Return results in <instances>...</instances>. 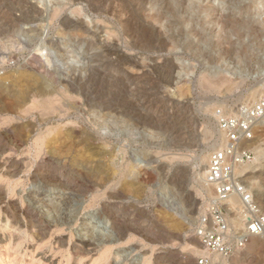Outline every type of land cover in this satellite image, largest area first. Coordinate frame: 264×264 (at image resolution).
Returning <instances> with one entry per match:
<instances>
[{
    "label": "rangeland",
    "instance_id": "374dc122",
    "mask_svg": "<svg viewBox=\"0 0 264 264\" xmlns=\"http://www.w3.org/2000/svg\"><path fill=\"white\" fill-rule=\"evenodd\" d=\"M185 1L0 0V264H213L192 253L214 197L199 166L219 114L264 95V0ZM189 1L216 14L194 36L170 17ZM252 240L225 264H264Z\"/></svg>",
    "mask_w": 264,
    "mask_h": 264
},
{
    "label": "built area",
    "instance_id": "2783aa9c",
    "mask_svg": "<svg viewBox=\"0 0 264 264\" xmlns=\"http://www.w3.org/2000/svg\"><path fill=\"white\" fill-rule=\"evenodd\" d=\"M264 119V95L252 105H242L236 112L220 113L217 135L222 141L210 156L205 182L214 190V197L195 224V234L211 255L225 259L246 248L253 238H264V213L254 196L245 187L242 167L251 164L254 153L249 144L255 139V129ZM237 198L243 216V229L231 223L228 202ZM199 264H211L202 258Z\"/></svg>",
    "mask_w": 264,
    "mask_h": 264
},
{
    "label": "bare ground",
    "instance_id": "6f19581e",
    "mask_svg": "<svg viewBox=\"0 0 264 264\" xmlns=\"http://www.w3.org/2000/svg\"><path fill=\"white\" fill-rule=\"evenodd\" d=\"M38 1H42V0H38ZM185 1V0H184ZM186 2V1H185ZM152 3V2H151ZM182 3H184V2H182ZM185 4V3H184ZM183 4V5H184ZM180 5H181V2H180ZM183 5H181L182 7V10H178L177 11V9H175L174 11H171L173 14H170V17H171V15L173 16L174 15V18H177V17H179V14L181 13V14H183V12H184V10H185V13L188 15V17H187V19H185L184 21H182L181 23L183 24V25H185L186 27V32H187V34H193V36H194V34L195 33H198V29H197V27L198 26H200V25H202V20L203 21H207V19L209 18V17H211V16H213V15H216L215 13H212L213 11H208V9H203V8H201L199 5H197V4H193L191 1H189V2H187L186 3V5H184V6H186V8L183 6ZM263 6H264V4H263ZM178 8V6H175V8ZM180 8V7H179ZM209 9H211V8H209ZM154 10V9H153ZM164 10V9H163ZM37 11V10H36ZM39 13V12H38ZM37 13V14H38ZM114 13H115V11H114ZM124 13V12H123ZM40 14V13H39ZM42 14V13H41ZM40 14V15H41ZM157 14V13H156ZM165 14V13H164ZM155 16V15H154ZM163 16V14L162 13H160V14H157L156 16H155V21H154V23L155 22H157L156 20H159L161 17ZM165 16H166V14H165ZM167 18V17H166ZM172 18V17H171ZM230 18V17H229ZM167 20H168V18H167ZM174 20V19H173ZM229 20V19H228ZM178 22V21H177ZM153 23V22H152ZM153 23V24H154ZM158 23V22H157ZM169 23V22H168ZM172 23V22H171ZM176 23V22H175ZM174 24V23H173ZM204 25H205V23H203ZM151 25V24H150ZM168 25V24H167ZM193 26V27H192ZM203 26V25H202ZM168 27V26H167ZM173 27V26H172ZM191 27V28H190ZM205 28V27H204ZM167 29V28H166ZM200 30H201V28H200ZM182 32H184V31H182ZM182 34V33H181ZM184 34H186V33H184ZM198 34H200V33H198ZM201 36V35H200ZM187 37V36H186ZM203 37V36H202ZM197 38V37H196ZM39 54V53H38ZM183 69V68H182ZM181 69V70H182ZM183 71H184V73H179V76H178V78H177V82L179 81H182L183 79H186V78H189V72H188V70L187 69H183ZM208 73L210 74H212L211 76L210 75H208V76H205L204 77V79H201L203 82V84H205L207 87H209V88H218L219 89V87H221L223 84H224V82H226V80L224 81L223 80V78L222 79H220V78H217V73L214 71H212V72H209L208 71ZM205 75H206V73H205ZM226 79V78H225ZM5 83V82H4ZM5 87L6 86H3V85H0V93H3V92H1V91H4L5 90ZM7 89H9V88H7ZM10 91H11V89H9ZM18 96H19V93H18ZM14 97H16V96H14ZM20 98V99H19ZM18 98V100H20V101H16V107H20L21 105H23L24 104V94L23 93H21V95H20V97ZM15 107V108H16ZM219 111V110H218ZM257 126H261V127H263L264 128V119H262V120H260L259 122H258V124H257ZM257 128V127H256ZM255 131H256V129H255ZM40 139V138H39ZM261 140H258L257 142H255L254 140L249 144V148L252 150V151H254V153H255V155H256V158H260V157H262L263 155H264V149H263V146L264 145H262L261 144ZM264 144V143H263ZM1 151V150H0ZM2 152V151H1ZM204 157V156H203ZM205 158V157H204ZM201 159V158H200ZM210 160V159H209ZM200 164V163H199ZM251 165L250 164H248V165H246V166H244V167H242L241 168V170H240V174H242V173H246V176L247 175H249L246 179H245V187H246V189L248 190V191H250L251 193H252V195H257L256 194V191L253 189V188H256L257 190H261L260 189V183L259 182H257L256 181V179L258 178V177H256V175H255V173H256V171H249V172H246V170L247 169H249V167H250ZM6 167V166H5ZM199 168H200V171H201V176H202V178H203V180H204V182H205V179H206V174H207V170H208V165H206L205 164V161H202L201 162V166H199ZM252 169V168H251ZM254 170V169H253ZM14 171V170H13ZM42 171V170H41ZM44 177V176H43ZM4 178V177H3ZM45 178V177H44ZM48 178L50 179V183H52V184H56L57 186H65V185H63L61 182L59 183H57V182H53L52 180H54V177H52V176H48ZM2 181V180H1ZM4 181H5V179H4ZM61 181V180H60ZM45 182V181H44ZM2 184V183H1ZM4 184V183H3ZM56 185L54 186V187H56ZM205 185L207 186L206 188H208V190H211V186H209V185H207L206 184V182H205ZM64 188V187H63ZM262 192V191H261ZM259 194V193H258ZM260 199V198H259ZM238 202H239V200L238 199H236V198H232L229 202H228V205H229V207H230V211H231V216H232V219H231V222L235 225V227H237V228H241V229H243L244 227H245V225H244V223H242L243 222V216L240 214V212H239V209H238V207H239V205H240V202H239V204H238ZM1 204V203H0ZM235 205H237V206H235ZM20 210V209H19ZM17 215V214H16ZM22 216V215H21ZM110 218H112V217H110ZM27 219V218H26ZM17 220V219H16ZM111 221H113V223H114V225H115V229H116V231L118 232V234H117V238H115V240H111V238L108 240V239H106L104 242H105V244H106V246H108V245H111L113 242H116L117 240H119V231L121 230V222H119V219H117L116 218V220L115 219H113V220H111ZM9 222V221H8ZM18 222V221H17ZM25 222V221H24ZM28 223H29V221H28ZM35 224V223H34ZM113 225V226H114ZM115 231V232H116ZM5 233V232H4ZM27 234V233H26ZM115 234V233H114ZM4 237V236H3ZM2 237V238H3ZM9 237V236H8ZM116 237V236H115ZM11 239V238H10ZM254 239L255 238H253V240H252V242L254 241ZM8 240V239H7ZM14 240V239H13ZM32 240V239H31ZM4 241V240H3ZM60 241H61V239H60ZM38 242V241H37ZM196 246H194L193 247V249H192V253H193V255L194 254H202V255H204V256H206V255H208L209 253L206 251V250H202L201 248H203V246L201 247V246H199V243L197 244V241H195V240H193L192 241ZM251 242V243H252ZM63 243V242H62ZM250 243V244H251ZM104 244V243H103ZM193 244V245H194ZM254 244V243H253ZM41 245H42V243H41ZM1 246V245H0ZM24 246H26V245H24ZM105 246V245H104ZM251 246H252V244H251ZM9 248H13L11 245H6L5 246V251H7V249H9ZM24 248V247H23ZM38 248H40V246L38 247ZM108 248V247H107ZM25 249V248H24ZM26 250V249H25ZM37 250V249H36ZM105 250H106V248H105ZM9 251V250H8ZM40 251V250H39ZM50 252V251H49ZM48 252V253H49ZM3 253V252H2ZM19 253H20V255L21 254H23L24 252H23V250H20L19 251ZM34 253V252H33ZM52 253V252H51ZM50 253V254H51ZM105 253H106V251H105ZM208 253V254H207ZM243 253V252H242ZM40 254H42V250H41V252H40ZM45 254V253H44ZM39 255V254H38ZM211 255V254H210ZM209 255V256H210ZM243 255H244V253H243ZM19 256V255H18ZM24 256V255H23ZM214 256H216L212 261V263L213 264H225V258H223V257H221V256H219V255H214ZM43 257V256H42ZM47 257V256H46ZM31 258V257H30ZM33 258H35V257H33ZM37 258H38V256H37ZM41 258V257H40ZM23 259V258H22ZM36 260V259H35ZM40 260V259H39ZM53 260V259H52ZM80 261V260H79ZM49 262V261H48ZM57 262V261H56ZM17 263V262H16ZM58 263V262H57ZM192 263V261H190L189 263H187V264H191ZM51 264V263H50Z\"/></svg>",
    "mask_w": 264,
    "mask_h": 264
}]
</instances>
